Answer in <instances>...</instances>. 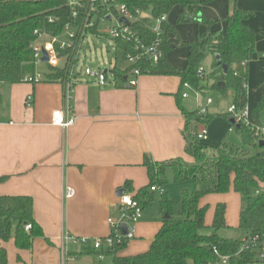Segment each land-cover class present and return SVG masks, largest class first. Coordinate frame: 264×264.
I'll list each match as a JSON object with an SVG mask.
<instances>
[{
  "label": "crops",
  "instance_id": "obj_1",
  "mask_svg": "<svg viewBox=\"0 0 264 264\" xmlns=\"http://www.w3.org/2000/svg\"><path fill=\"white\" fill-rule=\"evenodd\" d=\"M232 3L249 11L246 25L255 35L253 56L247 63V91L250 64L258 58L255 51L263 53L259 58H264V0L205 2L201 16L210 24L199 22L195 37L190 33L183 40L176 37L182 43L194 40L207 27L223 31V19ZM172 15L175 19L176 11ZM169 16L166 22L174 25ZM200 26L204 28L203 32H200ZM171 35L168 44L173 50ZM182 47L185 49L180 53L183 58H176L171 50L167 53L166 60L170 65L179 68L185 65L188 48ZM46 71L45 68L42 72ZM205 80L201 83L202 92L194 88L183 89L189 92L181 99L186 110L201 108L207 111L206 106H197L199 96L208 94L214 83V79L207 77ZM179 84V78L175 76L142 74L136 87H127L121 80H116L102 88L94 79L79 76L69 101L59 82L0 84V195L30 196L33 217L43 233V237L33 239L30 249L16 248L13 239L1 242L7 251V264H112V257L101 258L91 249L90 243L109 234L107 219L118 216L117 191L124 190L128 184L134 194L147 185L145 157L152 163L178 157L192 161L184 151L185 120L175 99ZM190 91L194 92L195 99L191 98ZM263 93L264 86L255 96L257 102ZM29 96L30 103L27 102ZM250 100L247 91L249 111L257 104H250ZM67 105L72 107L75 123L69 127L53 125L52 112L65 111ZM202 129L206 130L205 141L210 145L219 144L226 132L233 130L230 123L227 126L216 119L207 126H197V131ZM68 188L73 190L71 197L66 196ZM230 192L206 195L200 205H207L209 209V201L217 199L212 202L214 213L217 203H225L227 226L231 218L228 212L236 211L239 227L241 205L238 208L237 204L240 195L233 192L237 197L232 198L229 205L224 197ZM147 206L135 223L134 237L117 252V256L135 255L149 248L162 222L160 206L158 211L149 212ZM211 222L212 219L206 222L205 216L206 225ZM65 236L85 238L87 242L72 243L66 241Z\"/></svg>",
  "mask_w": 264,
  "mask_h": 264
},
{
  "label": "trees",
  "instance_id": "obj_2",
  "mask_svg": "<svg viewBox=\"0 0 264 264\" xmlns=\"http://www.w3.org/2000/svg\"><path fill=\"white\" fill-rule=\"evenodd\" d=\"M210 0H118L131 10H139L144 17L133 24V29L141 36L145 44L153 41L154 35L145 25L151 24L162 15H171L176 11L175 24L190 21L202 22V5ZM249 11L233 4L225 18L223 31L209 27L192 41L182 42L188 48L185 65L181 68L170 65L166 56L173 48L168 44L169 34L178 36L175 26L162 23L163 58L155 65L142 61V74L175 76L179 78V89L175 93L178 108L184 116V151L192 158L187 162L181 157L160 163H152L147 157L143 164L147 170L148 183L132 193L142 209L153 200L150 187H162L167 183L166 170L172 171L173 182L193 181L191 191L181 193L179 216L173 217L174 201L163 192L160 197L162 226L156 233L149 248L135 255L117 256L127 241L121 245L103 247L95 254L101 258L112 257V264H223L222 256L227 257L225 264H252L253 251L242 250L241 240L224 237L219 231L226 224V205L216 204L211 224L205 223L207 205H200L203 197L210 194H226L230 191L243 198L238 214L239 228L245 235L264 231V145L244 124L230 123L231 115L225 114L240 138L241 146L222 141L210 145L197 136V126L207 125L214 118L205 109L186 110L181 105L183 83L202 92L198 69L206 54L219 55L211 75L214 83L210 87L214 92L224 94L227 89L233 93V105L241 110L247 105V63L252 59L255 45L254 32L246 25ZM56 19L49 23L48 18ZM209 25L208 21H203ZM72 23L71 12L64 0H0V84L23 82L25 73L33 72V54L30 44L34 41L35 29L45 30L53 35L60 33L65 24ZM120 48H124L118 43ZM222 65L226 66L223 72ZM46 82H55L64 72L48 68L44 72ZM209 78L210 76L207 75ZM223 82V86L218 85ZM264 111V93L257 104L250 109V118L255 125H262L261 114ZM3 179V178H1ZM33 200L30 196L0 195V264H7V251L1 242L13 239L16 248L30 249L36 237H43L39 225L33 217ZM30 229L25 230L26 225ZM210 229V232H207ZM92 249V248H91ZM93 250V249H92Z\"/></svg>",
  "mask_w": 264,
  "mask_h": 264
},
{
  "label": "built area",
  "instance_id": "obj_3",
  "mask_svg": "<svg viewBox=\"0 0 264 264\" xmlns=\"http://www.w3.org/2000/svg\"><path fill=\"white\" fill-rule=\"evenodd\" d=\"M65 4L71 12L72 23L65 24L63 30L53 35L45 30L35 29L33 35L34 41L30 44L33 54L34 71L25 73L22 77L23 82L38 83L46 81L44 72L37 70L38 66L46 65L57 71L64 72L63 77H59L55 82H59L63 86L64 97L67 101L71 100V94L74 87L79 81V76H87L94 79L96 85L104 88L110 84H114L116 80H121L127 87H136L138 78L142 75L138 65L147 60L151 64H157L162 58L163 53L161 46L163 43L162 23L166 22L167 16L162 15L156 18L151 24L145 25L154 35L151 43L145 44L141 36L133 29V24L144 17L139 10H131L126 4L119 3L118 0H64ZM124 18L126 22L120 19ZM55 18L49 17L48 22L54 23ZM87 35L105 36L114 42L116 50L122 51V60L126 63L124 67L117 65L116 60L113 64L103 68L85 67L83 70L78 67L81 45ZM41 39L44 40V42ZM118 43L125 47L120 48ZM43 53L46 54L47 61L43 62ZM198 76L205 80L207 74L205 69L199 67ZM192 86L185 82L183 89H191ZM182 98L187 97L185 91L182 92ZM198 95V94H197ZM211 98L206 99V103H211ZM27 102H31V97L27 98ZM203 110V109H202ZM228 113L236 124H244L249 127L254 135L260 140H264V123L255 125L250 118V111L246 107L236 110L232 104ZM51 123L55 126L69 127L75 123V117L72 115V107L67 105L64 110H54L51 114ZM199 139H206V130L198 131ZM159 190L163 193L162 188L157 186L150 187V191ZM73 190L68 188L66 196L71 197ZM118 216L108 218L109 234L104 238L93 239L90 243L91 248L95 251L101 250L103 247L112 245H121L124 241H128L134 237L135 223H137L142 215V207L139 202L133 198L130 192L123 191L118 196L117 202ZM127 225V234L123 235L121 229L123 225ZM30 229V225L25 226V230ZM66 241L72 243L87 242L85 238H74L65 236ZM241 240V249L254 252L256 259L252 264H264V231L245 235ZM258 254V256H256ZM222 263L227 261L226 256H222Z\"/></svg>",
  "mask_w": 264,
  "mask_h": 264
},
{
  "label": "rangeland",
  "instance_id": "obj_4",
  "mask_svg": "<svg viewBox=\"0 0 264 264\" xmlns=\"http://www.w3.org/2000/svg\"><path fill=\"white\" fill-rule=\"evenodd\" d=\"M256 13L255 17H257ZM169 20L171 23L174 24L176 27V31L178 36L180 37L181 40L182 38L188 35V33L192 34L193 37L196 35L197 31V25L199 22H194V21H189V22H184L181 24H175L174 23V16L171 14L169 16ZM204 24V22H202ZM251 27V26H250ZM253 28V27H251ZM256 30V27L253 28ZM204 28L200 26V32H203ZM182 35V36H181ZM171 39L174 40V49L171 50L173 54H175L176 58H183V55L180 53H183L185 49L181 46V40L176 37L175 34L171 35ZM41 43L44 42L43 39H41ZM255 51V56L258 57L256 60H252L251 62V68H250V76H248V86H249V93H250V104H253L254 102L256 103L257 101L255 100V96L259 94V91L262 86H264V58L260 59L259 56L263 55V53H258ZM260 54V55H259ZM116 60V63L120 67H124L126 63L122 60V51L116 50L114 47V42L105 37V36H92V35H87L84 42L81 45L80 49V55H79V61H78V67H80L82 70L85 67H98L99 65L103 68L108 67L110 64H113L114 61ZM215 65V61L213 58V53L208 52L202 61V67L205 68V71L208 76V80L212 79L211 75L213 73V68ZM47 68L46 65H40L38 66L37 70L43 71ZM83 76V75H82ZM206 81V80H205ZM192 96V99H195V94L194 92L190 91ZM189 94V92L187 93ZM211 97L212 103L206 105V98ZM233 103V93L231 89H227L224 94H220L218 92H214L212 89L209 90L208 94L206 95H200L198 99V107H205L209 114L214 115L213 119L216 120H222L226 123V125H229V120L226 118L225 114L228 113L230 105ZM212 119V121H213ZM261 120L264 123V111L261 114ZM211 121V122H212ZM210 123V122H209ZM208 123V124H209ZM207 124V125H208ZM206 125V126H207ZM226 137L223 139V141L232 143L234 145L241 146V141L239 136L237 135L236 131L233 129L232 131L226 132ZM166 178H167V183L162 186L163 192H165V195L168 199L174 201L173 204V217H178L179 216V210L181 206V193L183 191H191L193 189V181L192 180H187L179 183L173 182L172 179V171L170 169L166 170ZM160 192L159 190L155 191L154 198L151 201V203L146 207V210L151 211H158L159 210V202H160ZM237 197L236 194L233 192H230L228 195L224 197L225 201L229 205H231L232 198ZM217 200V199H216ZM216 200H210V208L206 212V222H209V219H212V202ZM243 203V198L239 196L238 200V208L240 205ZM236 206V205H235ZM228 215H231V218L234 217V220L230 221V217L228 219V227L223 228L219 231V234L224 236V237H235L237 239H242V237L245 234V231L241 228H239L236 224V211L228 212ZM210 229H207V232H210ZM258 256V254L256 255ZM256 259V257H255ZM108 262V260H106Z\"/></svg>",
  "mask_w": 264,
  "mask_h": 264
},
{
  "label": "water",
  "instance_id": "obj_5",
  "mask_svg": "<svg viewBox=\"0 0 264 264\" xmlns=\"http://www.w3.org/2000/svg\"><path fill=\"white\" fill-rule=\"evenodd\" d=\"M120 20H121L122 22H126L124 18H121ZM188 20L190 21L191 19H188ZM214 57H215V60L217 61V63H219V58H220L219 55H218V54H215ZM42 61H43V62H46V61H47V57H46V54H45V53H43ZM222 69H223V72H225V70H226V66H225V65H222ZM218 85H220V86L222 87V86H223V82H219ZM230 123H234V120H233V119H230ZM258 145H259V146L264 145V140H263V139H260V140L258 141ZM123 191H124L123 189H119V190L117 191V194H118V195H121V194L123 193ZM243 205H245V203H243ZM121 233H122L123 235H126V234H127V225L124 224V225L122 226Z\"/></svg>",
  "mask_w": 264,
  "mask_h": 264
}]
</instances>
